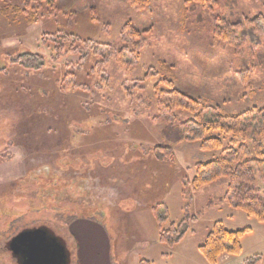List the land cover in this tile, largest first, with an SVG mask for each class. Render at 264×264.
Here are the masks:
<instances>
[{
    "label": "rangeland",
    "instance_id": "374dc122",
    "mask_svg": "<svg viewBox=\"0 0 264 264\" xmlns=\"http://www.w3.org/2000/svg\"><path fill=\"white\" fill-rule=\"evenodd\" d=\"M7 7L11 10L2 14ZM255 14L264 16V0H217L213 10L183 0H153L143 10L126 0H0V66L8 56L24 53L49 58L50 46L40 42L47 32L62 30L113 49L105 68L107 84L96 90L99 80L93 77L86 95L51 103L48 115L57 114V108V120L22 121L12 109L0 112V264L15 262L5 249L13 235L40 227L64 241L69 264H77L71 229L80 231L87 253L92 251L84 264H209L199 247L216 223L231 232L250 229L241 239V254H222L216 264H264V224L222 200L227 181L191 189L194 166L218 152L180 143L172 161L158 157L165 124L155 120L153 91L165 79L222 114L264 108V33L245 27L228 45L214 38L211 27L217 17L235 23ZM127 23L148 33L137 64L124 68L116 52ZM243 61L254 65L248 86L237 76ZM149 69L157 75L141 81ZM77 73L85 82L86 72ZM137 81L141 89L127 97L123 87ZM0 84L5 107L41 101L35 84L29 98L15 94L11 81ZM159 89L167 91L162 84ZM212 113L208 110L207 117ZM175 114V125L191 118L183 111ZM255 186L264 195V184L256 179ZM153 207L166 218L164 229L179 224L185 211L196 217L171 249L157 242Z\"/></svg>",
    "mask_w": 264,
    "mask_h": 264
},
{
    "label": "trees",
    "instance_id": "16d2710c",
    "mask_svg": "<svg viewBox=\"0 0 264 264\" xmlns=\"http://www.w3.org/2000/svg\"><path fill=\"white\" fill-rule=\"evenodd\" d=\"M40 1L45 2V0ZM126 1L134 10H143L153 0ZM183 1L185 5L192 1L210 10L217 6V0ZM10 10L11 8L7 7L1 11L2 14H6ZM48 10L53 9L49 7ZM250 26L256 33H264V16L255 14L251 18L235 23H230L225 17H217L211 24L214 38L228 45L237 42L238 33ZM147 33L148 31H140L130 23L122 27L119 34L122 47L116 52L118 63L122 67L127 68L131 64H137L144 47V36ZM40 42L45 46H50L49 58L38 53H24L8 56L5 66H0V83L2 80L11 81L14 93L21 98H29L30 94L35 91L33 84L39 88L37 95L41 101L38 103L34 99L29 103L32 104L31 107L26 103L16 107L15 102V105H7L8 108H6L3 103L5 92L0 91V112L12 109L13 115L22 121L35 118L48 119L49 116L57 120L59 118L57 108H54L57 114L48 115L47 107L51 103L64 102L72 94L74 96L75 94L86 95L91 90L90 80L93 77L99 80L94 84L96 90H100L102 85L107 84L105 68L108 57L113 54L112 45L80 38L62 30L45 33ZM127 56L131 57V61L126 60ZM74 57L78 59L62 62L63 59ZM242 67L243 71H239L237 76L242 86H248L254 65L243 61ZM79 70L86 72L85 82L80 80L77 73ZM151 73H153L152 69H149L141 81L151 79L154 76ZM141 81L134 82L132 87H123L127 97H132L133 89H141ZM160 84L164 85L167 91L160 90ZM153 91L158 113L155 120L165 124L160 132L163 143L156 149L158 157L172 161L174 147L180 143L198 144L201 152H218L214 159L206 163H197L194 166L192 191L195 192L206 185L224 179L227 181V186L222 200L228 202L231 207L241 210L248 217H253L264 224V195H260L255 186L256 179L264 184V108L252 107L234 115L222 114L218 107L205 106L200 100L175 89L172 83L165 79L156 84ZM81 107L86 109V106ZM210 109L213 113L207 117L206 112ZM177 111L186 112L191 118L175 125L177 121L175 112ZM10 145L15 146V141L13 140ZM152 213L158 229L157 242L170 249L181 242L190 222L196 219L195 216H189L185 211L184 219L179 224L169 223L168 228L164 229L163 223L166 218L158 215L156 207L152 208ZM80 227H86V224H81ZM71 230L77 246V264H84L87 255H90L92 251L88 250L87 253L86 245L84 246L85 240L80 231L77 229L78 234L80 233L78 235L73 229ZM249 231L250 229H244L231 232L224 229L220 223H216L207 235L204 244L199 247V252L209 264H216L222 254L238 256L241 254V239ZM49 232L53 234L52 231L49 230ZM60 240L65 245L61 238ZM65 248L70 263L71 254L66 245ZM5 249L7 251V246ZM139 264L150 263L142 260Z\"/></svg>",
    "mask_w": 264,
    "mask_h": 264
},
{
    "label": "water",
    "instance_id": "95a60500",
    "mask_svg": "<svg viewBox=\"0 0 264 264\" xmlns=\"http://www.w3.org/2000/svg\"><path fill=\"white\" fill-rule=\"evenodd\" d=\"M60 241L42 227L20 232L10 241L8 249L13 256H24L27 260L23 264H69L65 245ZM52 249L55 251L50 255L48 252ZM40 255H45L46 259H38Z\"/></svg>",
    "mask_w": 264,
    "mask_h": 264
},
{
    "label": "flooded vegetation",
    "instance_id": "af4514ba",
    "mask_svg": "<svg viewBox=\"0 0 264 264\" xmlns=\"http://www.w3.org/2000/svg\"><path fill=\"white\" fill-rule=\"evenodd\" d=\"M40 228H42V227H40ZM45 228V227H44ZM33 229H38V228H33ZM32 229V230H33ZM25 230H31V229H24L23 231H25ZM23 231H21V232H23ZM19 234V233H18ZM17 235V234H16ZM16 235H14V236H12V238L9 240V242L6 244V246H7V251H9V249H8V246H9V243H10V241L16 236ZM57 237V236H56ZM58 239H59V241H60V238L59 237H57ZM60 242H62V241H60ZM63 243V242H62ZM54 251L55 250H50L48 253L51 255V254H53L54 253ZM10 252V251H9ZM11 253V252H10ZM12 254V253H11ZM12 256H13V254H12ZM40 258H38V259H40V260H45L46 259V256L45 255H40L39 256ZM13 258H14V264H23V262L25 263L26 262V260H25V258H24V256H22V255H18V256H13ZM69 261V260H68Z\"/></svg>",
    "mask_w": 264,
    "mask_h": 264
}]
</instances>
